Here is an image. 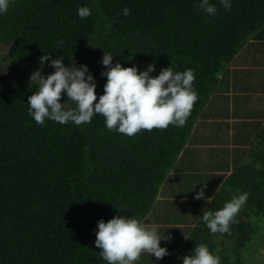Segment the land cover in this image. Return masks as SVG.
I'll use <instances>...</instances> for the list:
<instances>
[{
    "label": "trees",
    "instance_id": "trees-1",
    "mask_svg": "<svg viewBox=\"0 0 264 264\" xmlns=\"http://www.w3.org/2000/svg\"><path fill=\"white\" fill-rule=\"evenodd\" d=\"M211 2L215 16L198 10L197 0H14L0 15V43L11 44L0 64H9L21 81L9 86L0 79V264H107L95 245L97 221L124 215L142 223L159 193L174 192L195 223L158 229L165 239L160 245L170 253L166 263L182 264L181 257L203 243L221 264H248L243 252L252 249L264 221V127L248 161L228 175L201 171L180 155L220 74L230 72L240 52L264 43V0H232L227 10L219 0ZM81 5L92 10L85 19L77 16ZM104 51L124 67L154 64L153 77L169 66L194 70L198 100L186 124L129 137L108 130L99 114L79 126L51 120L39 125L28 115L35 89L29 71L36 63L40 68L42 55L64 57L66 66L72 60L87 65L99 98ZM53 71L45 62L42 73ZM66 100L62 93L61 103ZM221 110L229 116L227 106ZM202 187L210 203L194 199ZM242 192L249 195L231 234L211 233L203 213ZM153 258L144 253L139 260Z\"/></svg>",
    "mask_w": 264,
    "mask_h": 264
},
{
    "label": "clouds",
    "instance_id": "clouds-1",
    "mask_svg": "<svg viewBox=\"0 0 264 264\" xmlns=\"http://www.w3.org/2000/svg\"><path fill=\"white\" fill-rule=\"evenodd\" d=\"M219 2L225 10L232 7V0ZM12 3L14 0H0V15L5 14ZM196 7L208 16H215L218 11L211 0H197ZM91 14L87 5L77 9L80 19ZM123 14L129 15V9L125 8ZM10 45H5L8 55ZM64 59H52L45 53L40 57V68L36 63L29 71L35 89L28 97L27 113L39 125H44L46 120L59 124L71 122L78 126L90 124L93 116L99 114L108 130L134 137L142 130L150 132L154 128L166 129L169 125L183 127L198 100L194 88L196 76L191 68L175 71L169 66L153 77L154 64H149L146 70L135 65L124 67L118 61L113 62L114 54L104 51L101 64L105 70L100 75L106 78V82L103 94L98 98L97 83L88 66H77L73 60L66 66ZM45 62L54 69L46 76L42 73ZM62 93L67 97L64 103H61ZM248 195L247 192L233 195L221 208L204 212L201 217L204 225L213 234H231V225L237 222L235 218ZM194 199L210 203L203 187L195 193ZM144 221L141 223L134 216L124 215L114 216L107 222L98 220L94 231L95 245L101 249L100 258L107 264H135L142 252L154 255L157 261L170 255L167 248L160 245L165 239L160 238L158 226ZM181 260L182 264H221L220 257L203 243L196 244Z\"/></svg>",
    "mask_w": 264,
    "mask_h": 264
},
{
    "label": "crops",
    "instance_id": "crops-1",
    "mask_svg": "<svg viewBox=\"0 0 264 264\" xmlns=\"http://www.w3.org/2000/svg\"><path fill=\"white\" fill-rule=\"evenodd\" d=\"M256 49L255 52L249 48L248 52H240L241 57H236H239V63H230L228 66L231 73L223 71L220 74L207 104L183 145L184 151L180 158L186 163L194 164L197 169L206 167V171L228 175L229 170L233 171L234 167L248 161L247 155L253 148L252 141L258 130L264 127V85L261 82L264 76V43ZM225 96L228 103L223 104ZM226 106L229 116L220 112ZM177 220L189 222L183 221V218ZM156 222H160V216ZM165 261H155V264H172ZM140 262L152 264V261L144 263L142 260L135 264Z\"/></svg>",
    "mask_w": 264,
    "mask_h": 264
},
{
    "label": "rangeland",
    "instance_id": "rangeland-1",
    "mask_svg": "<svg viewBox=\"0 0 264 264\" xmlns=\"http://www.w3.org/2000/svg\"><path fill=\"white\" fill-rule=\"evenodd\" d=\"M6 53H7V47L0 43V56H4ZM238 59L239 57L234 59L230 63H236V62L239 63ZM8 65L9 64H5V65L0 64V79L9 86L17 82H21L20 79L15 76L14 72L13 71L11 72L7 68ZM200 170L202 171L201 168ZM231 170H229L227 174H229ZM173 186H171L170 188V193H172L173 191L172 189ZM222 189H228L227 185H224ZM172 194L173 196L170 197L168 195H163L159 193L154 206H152L151 208V212L148 218L144 222H146L149 225H153V224L157 225L158 229H160L163 226H166V227L167 226H170V227L171 226H174V227L194 226L195 221L191 222V219L193 216H191L190 213L186 212L184 207L181 204L182 199L180 197L182 195H178V197H176L177 194L175 192ZM168 201L171 203H174L176 207L174 208L172 204L168 205L167 203ZM163 215H164V217L162 218L163 220L160 222H156V219L159 216H163ZM177 218H183V221H189V222H179ZM258 227H259V233L256 239H254L256 243L255 244L251 243L252 249L247 250V252L246 251L243 252V256L248 257V264H264V221L262 223H258ZM158 233H159V230H158ZM144 253H147V252H142L141 254H144ZM153 259L157 261L155 256ZM164 260H165V257L162 260H159L158 262L161 263V262H164ZM171 260L174 261L173 258Z\"/></svg>",
    "mask_w": 264,
    "mask_h": 264
}]
</instances>
